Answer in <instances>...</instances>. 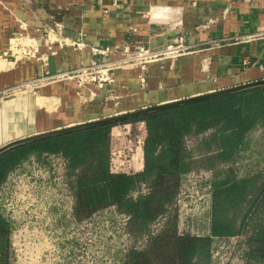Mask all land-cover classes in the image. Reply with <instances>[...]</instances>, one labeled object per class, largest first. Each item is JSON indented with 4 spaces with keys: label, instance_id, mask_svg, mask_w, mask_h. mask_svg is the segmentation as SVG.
I'll return each instance as SVG.
<instances>
[{
    "label": "crops",
    "instance_id": "crops-1",
    "mask_svg": "<svg viewBox=\"0 0 264 264\" xmlns=\"http://www.w3.org/2000/svg\"><path fill=\"white\" fill-rule=\"evenodd\" d=\"M55 23L63 25L60 32L68 42L53 34L47 37V27ZM263 31L264 0H0V146L30 134L262 80L264 35L222 38ZM17 34L35 41L38 57L7 52ZM179 37L189 45L188 52L144 67L118 64L111 70L112 81L102 86L53 79L33 91L1 94L93 61H118L139 46L164 48ZM214 133L210 128L193 137L192 150L201 155L196 159L221 150ZM252 135H264V123L246 131L230 159L215 158L207 168L229 167ZM256 169L240 177L228 171L237 179L260 175L254 180L259 186L264 163Z\"/></svg>",
    "mask_w": 264,
    "mask_h": 264
},
{
    "label": "trees",
    "instance_id": "trees-1",
    "mask_svg": "<svg viewBox=\"0 0 264 264\" xmlns=\"http://www.w3.org/2000/svg\"><path fill=\"white\" fill-rule=\"evenodd\" d=\"M259 122L264 123V85L25 143L0 154V184L31 154L61 153L69 169L77 171L73 209L78 219L115 205L128 216V231L138 236L166 216L143 248L128 249L122 264H216L227 249L231 263L264 264V181L258 186L254 180L260 175L237 179L227 169L194 180L191 171L200 159H192L187 144L214 128L221 150L201 159L212 165L215 158L230 159L246 131ZM123 123L130 125L131 152L143 134L142 167L136 170L112 168L111 132ZM141 183L146 191L133 196L131 190ZM203 188L197 202H176L183 190ZM13 260L10 227L0 212V264Z\"/></svg>",
    "mask_w": 264,
    "mask_h": 264
},
{
    "label": "rangeland",
    "instance_id": "rangeland-1",
    "mask_svg": "<svg viewBox=\"0 0 264 264\" xmlns=\"http://www.w3.org/2000/svg\"><path fill=\"white\" fill-rule=\"evenodd\" d=\"M125 124L130 128L129 123H123L112 130L110 143L119 141L116 132L125 130ZM193 141V138L187 141L191 150ZM259 145L263 148L256 150ZM191 156L196 159L201 155L192 150ZM236 156L229 167L221 168H207V162L200 160L198 166L192 168L193 179L212 177L221 169L234 172L239 177L251 174L260 162L264 163V135H252L247 148ZM36 157L31 154L21 162L0 194V211L10 227L14 252L12 264H122L129 248L140 249L146 245L145 232L138 236L130 233L127 217L115 205L78 219L73 209L77 171L70 170L68 166L64 168L61 153ZM139 192L142 190H131L133 196ZM204 192L205 188L195 193L183 190L176 202L189 206L197 202ZM150 227L151 223L147 230ZM231 253V249L225 250L221 255L222 261L216 264H240L237 259L232 263L229 261Z\"/></svg>",
    "mask_w": 264,
    "mask_h": 264
},
{
    "label": "built area",
    "instance_id": "built-area-1",
    "mask_svg": "<svg viewBox=\"0 0 264 264\" xmlns=\"http://www.w3.org/2000/svg\"><path fill=\"white\" fill-rule=\"evenodd\" d=\"M63 28V25L60 23H55L54 25H49L47 27L46 35L49 37L53 34V36H59L62 40L68 42L70 39L67 36H63L60 30ZM264 35V31L257 34H250L247 36H234V37H224L222 39L233 38L235 40H242L245 37H256V36ZM70 44H76L75 41L70 42ZM79 43H77L78 45ZM35 41L31 38H25L21 34H17L13 37V39L9 43V52L11 55H19L25 58H35L38 57V52L36 51ZM190 50L189 45L184 42L183 37H179L176 43L167 44L164 48L160 49H149L146 47H136L133 50L127 52V54L120 60L115 62L110 61H101L92 63L84 66H79L77 68L62 71L55 75L43 76L41 78H35L28 82L21 83L15 86L8 87L1 91L2 95H14L17 93L24 92L26 90H35L40 87L43 83L47 81H51L53 79H69L75 80L79 86L89 85L96 83L99 86H102L105 82L112 81L111 70L120 65L118 64H128V63H136L141 67H144L145 64L160 59V58H175L181 54H184ZM143 123V122H142ZM128 124H125V130H117V138L119 141H111L110 143V151L113 154V164L112 168H123L125 165L132 167L133 169L142 167V145H143V134L139 136L138 143L136 145V149L134 152H131V146L128 142L126 136L124 137L125 131H129ZM124 129V128H123ZM112 137V136H111ZM59 153L54 152H45L43 155H55ZM37 156V155H36ZM37 156L36 158H38ZM63 162L62 165L64 168L68 166L67 159L62 157ZM21 162L12 170H10L4 179V181L0 184V194L4 184L7 182V179L10 178V175L16 172L18 166ZM14 179V178H13ZM139 190L142 192L146 191V187L144 184L140 187ZM138 191V190H137ZM1 209V207H0ZM1 212V211H0ZM128 219V216L125 214ZM166 216L161 215L156 218L153 222H151L150 230L148 229L145 232V241H147L149 235L156 233L160 227L162 226ZM126 219V220H127ZM235 263V262H234ZM233 263V264H234ZM242 264V263H240Z\"/></svg>",
    "mask_w": 264,
    "mask_h": 264
},
{
    "label": "water",
    "instance_id": "water-1",
    "mask_svg": "<svg viewBox=\"0 0 264 264\" xmlns=\"http://www.w3.org/2000/svg\"><path fill=\"white\" fill-rule=\"evenodd\" d=\"M262 85H264V79L253 81V82H248V83L237 85V86L227 87V88H223V89H219V90H214V91L207 92V93L188 96V97H184V98H180V99H176V100H172V101H168V102H163V103H158V104H154V105H150V106H145V107H142L139 109H135V110L127 111V112H122V113H118V114H113V115L98 118L95 120H89V121L80 122V123L69 125V126H63V127H59V128H54V129L38 132L35 134H30L28 136H24V137L12 140L10 142H7V143L1 145L0 146V154L7 151V150H10L12 148L23 145L25 143H29V142L37 140V139H42V138H46V137H50V136H54V135H59V134H63V133L73 131V130L83 129V128H87V127H91V126H95V125L112 123V122H119V121H122L125 119H129L131 117L144 115V114L154 112L157 110H161L164 108H169V107L182 105V104H186V103H190V102H194V101H198V100H202V99H208V98H212V97H216V96H221V95H225V94H229V93H233V92H238V91H242V90H246V89H250V88H254V87H258V86H262Z\"/></svg>",
    "mask_w": 264,
    "mask_h": 264
}]
</instances>
